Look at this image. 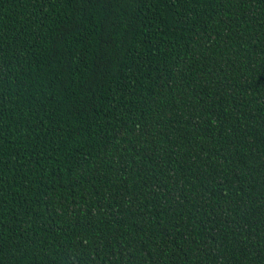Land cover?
Here are the masks:
<instances>
[{
	"label": "trees",
	"instance_id": "trees-1",
	"mask_svg": "<svg viewBox=\"0 0 264 264\" xmlns=\"http://www.w3.org/2000/svg\"><path fill=\"white\" fill-rule=\"evenodd\" d=\"M0 264H264V0H0Z\"/></svg>",
	"mask_w": 264,
	"mask_h": 264
}]
</instances>
